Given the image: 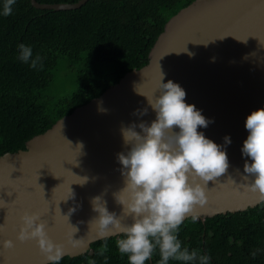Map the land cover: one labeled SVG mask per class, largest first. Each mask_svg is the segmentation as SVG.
<instances>
[{"label": "water", "instance_id": "obj_1", "mask_svg": "<svg viewBox=\"0 0 264 264\" xmlns=\"http://www.w3.org/2000/svg\"><path fill=\"white\" fill-rule=\"evenodd\" d=\"M85 1L29 3L38 9L64 10ZM184 46L188 51L180 52ZM159 65L164 82L171 80L181 86L186 92L185 102L211 121L198 131L221 145L229 162L223 175L207 182V202L194 206L185 218L196 215L203 221L264 201L241 178L245 161L251 163L241 153L248 135L245 118L251 111L264 108V0H193L168 18L144 65L125 72L104 91L29 138L24 149L0 155V242L11 239L15 244L5 249L0 243V264L51 262L34 240H16L26 212L41 214L49 237L63 246L68 257L82 254L98 240L95 225L89 226L98 215L92 210L93 197L101 196L110 212L122 215V205L114 196L124 187L117 154L129 146L123 142L121 128L155 119L146 97L151 98L156 89ZM143 109L147 114H134ZM225 136L230 137V144H225ZM190 183L204 182L190 177ZM71 189L74 196L65 201ZM69 208L76 211L67 221L63 215ZM124 222L131 223V218ZM70 224L78 231L72 234ZM111 231L116 233L114 228ZM74 239H83V246H76Z\"/></svg>", "mask_w": 264, "mask_h": 264}, {"label": "trees", "instance_id": "obj_2", "mask_svg": "<svg viewBox=\"0 0 264 264\" xmlns=\"http://www.w3.org/2000/svg\"><path fill=\"white\" fill-rule=\"evenodd\" d=\"M71 3L76 0H35ZM193 0H86L74 9H38L15 0L3 15L0 0V155L24 149L32 136L98 95L125 72L147 62L148 52L165 22ZM32 49L25 63L19 45ZM40 61L35 68L31 59ZM68 79L64 94H52L58 73ZM181 247L198 250L208 264H264V201L203 221L185 218L176 233ZM122 234L91 242L82 254L47 264H130L118 251ZM108 250L98 255L100 245ZM158 249L150 257L159 264ZM148 264V260L145 261ZM168 264H200L169 259Z\"/></svg>", "mask_w": 264, "mask_h": 264}, {"label": "clouds", "instance_id": "obj_3", "mask_svg": "<svg viewBox=\"0 0 264 264\" xmlns=\"http://www.w3.org/2000/svg\"><path fill=\"white\" fill-rule=\"evenodd\" d=\"M14 2L15 0H5L4 16L11 14ZM19 49V59L29 62L32 57L31 47L20 44ZM187 51L185 47L180 52ZM39 61V56L31 59V67L35 68ZM159 71V81L152 97L145 96L155 112V119L150 123L141 121L121 128L123 142L129 146L126 152L117 154L122 166L120 171L124 177V187L114 193V196L117 203L122 205V215L117 217L114 212H110L106 207L107 202L101 196H96L92 198L91 205L98 215L89 221V226L95 225L97 239L122 234L123 238L117 239L116 245L119 253L128 254L130 264H145L157 249L161 258L159 264H168L170 258L186 262L196 261L198 258L200 264H208L209 257L199 255L198 250L182 249L176 233L194 206H202L207 202V182L227 171L228 157L221 145L198 131V128H206L211 121L194 105L185 102L186 92L181 86L171 80L164 82L160 65ZM134 114H147V109ZM137 127L139 132L136 131ZM174 128L179 131H174ZM245 128L248 135L243 141L241 153L249 157L251 163L245 161L241 178L248 182L247 187L251 191L264 198V108H257L246 116ZM67 142L71 144L70 141ZM224 142L226 145L230 144V137L225 136ZM77 146L82 148V145ZM190 177L200 178L203 185L190 183ZM86 180L87 178L83 183ZM41 186L43 190V185ZM73 196L71 189V196L65 201ZM74 211L75 208H69L68 213L63 215L67 221ZM128 217L131 218V223H122ZM192 218L196 220L198 217L193 215ZM21 220L16 240H34L46 260L59 262L65 255L63 246L49 237L41 214L26 212ZM71 227L72 234L78 231L75 226ZM113 228L116 233L111 231ZM0 230H3V224H0ZM0 243L5 249L15 247L11 239ZM73 243L83 246V239H74ZM107 250L105 242L97 249V254L104 255ZM88 264H95V261L89 260Z\"/></svg>", "mask_w": 264, "mask_h": 264}, {"label": "rangeland", "instance_id": "obj_4", "mask_svg": "<svg viewBox=\"0 0 264 264\" xmlns=\"http://www.w3.org/2000/svg\"><path fill=\"white\" fill-rule=\"evenodd\" d=\"M58 79L52 89V94H64L65 92L69 91L70 90V87L69 88H66V84L68 83V79L66 78L67 76L62 73V72H59L58 73Z\"/></svg>", "mask_w": 264, "mask_h": 264}]
</instances>
